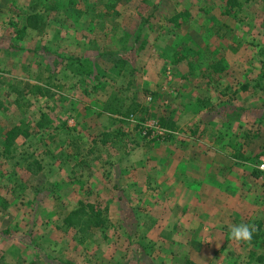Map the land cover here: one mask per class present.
<instances>
[{
	"label": "crops",
	"instance_id": "0c3cea01",
	"mask_svg": "<svg viewBox=\"0 0 264 264\" xmlns=\"http://www.w3.org/2000/svg\"><path fill=\"white\" fill-rule=\"evenodd\" d=\"M98 1L109 2L0 0L1 68L8 63L6 52L22 49L29 57L43 61L42 75L49 68H52L51 71L56 69L58 73L54 74L60 76L65 86L74 84L76 97H87L88 90L87 94L92 95L98 84L110 83L111 78L116 79L123 74L124 71L120 70L123 64L129 68L133 63L136 67V71L126 70L127 76L132 79L126 83H131L135 79L148 81V76H145L147 69L159 68L166 63V68H172L173 74L171 70L164 73L165 86L177 81L180 88L177 86L171 92L172 104L161 109L162 115L173 123L170 128L163 129L161 135L164 133L163 136L169 138L173 135L171 132H176L171 136L174 140H171L170 146L167 139L161 140L159 155L155 156L140 153V147H146V141L138 140L135 147L139 150L133 153L100 157L97 147L108 143L111 135L106 131H109V126L115 123L111 131L119 129L115 128L118 125L116 120L109 122L110 117L118 118L131 112L122 110L120 105L111 107L109 101L104 102L107 96L93 98L94 101L97 99L98 106L94 103L81 106L77 104V98H72L75 97L73 94H68V91L61 94L62 106L59 110L65 118L57 129L54 128L57 133L48 147L51 154L44 160L45 164L34 158L37 170L33 165L25 169L32 158L24 164L23 170L26 175L34 176L43 170L41 167L46 169V179L51 181L55 194L65 205L63 215L76 208L79 200L87 201L107 212L108 222L125 228L126 234L117 239L120 251L114 254L100 255L81 248L69 258L63 251L65 243L58 251L36 250L29 246L28 252L23 254L24 257L17 258L16 264H245L248 260L251 264H260L264 261V221L254 222L256 232L251 243H237L229 235L231 226L245 223L236 214L229 198L233 197L237 186L248 178L243 166L231 174L228 167L229 160L239 163L231 153L233 148L243 144L236 141L233 146L234 142L221 139H227L233 120L227 117L224 120L227 116L224 108L206 107L211 95L208 84L215 79L221 83L219 77H222L226 65L223 63L225 68L214 72L209 68V62L203 71H194L196 64L192 66L189 58L182 54L185 46L164 40L161 34L166 33L162 30H153L142 21L135 28L113 25L121 18L125 21L131 15L142 13L141 9L115 13L109 10L108 5L105 11L99 13L95 10ZM75 2L88 5H80V8L68 6L75 5ZM114 2L116 0H112L111 4ZM51 11L59 16L51 15ZM146 16L143 14L142 18L146 19ZM51 19H57L56 23L50 22ZM66 20L74 27H69ZM256 30L259 36L264 34L263 28ZM171 33L174 38L176 32L172 30ZM157 36L165 42L162 43ZM193 43L192 46L198 50L208 47L195 36ZM179 62H185L188 68L182 75L176 74L178 70L173 67ZM185 85H188L189 100L183 97ZM245 88V84L239 86L240 90ZM7 92L18 95L13 88ZM175 94L177 99L174 101ZM187 100L190 105H185ZM69 102L75 103L68 106ZM190 106L192 110L187 111ZM232 109L235 115L238 112L240 115L242 111L240 108ZM186 115V122L176 121L175 117L184 118ZM239 125L235 130L240 129ZM126 126L129 130L136 131L138 128L133 124ZM226 149H231L229 157ZM227 180L232 183L230 191ZM135 212H148L152 216ZM62 216L55 222L57 226H65ZM0 219L3 223L1 227H6L7 222ZM81 242L77 240L79 245Z\"/></svg>",
	"mask_w": 264,
	"mask_h": 264
},
{
	"label": "rangeland",
	"instance_id": "374dc122",
	"mask_svg": "<svg viewBox=\"0 0 264 264\" xmlns=\"http://www.w3.org/2000/svg\"><path fill=\"white\" fill-rule=\"evenodd\" d=\"M232 2L235 4L231 5ZM111 3L112 0L108 3L98 1V4L95 3V6L97 5L95 10L101 13L108 5L109 10L115 13H124L128 9L133 11L141 9L142 13L131 15L130 19L125 21L121 18L113 25L135 28L142 21L149 28H154L153 30L156 28L162 30L166 33L161 34L164 40L172 41L174 45L178 43L185 46L186 49L182 54L189 58L192 66L196 64L194 71H203L206 64L217 59L226 65L222 77H219L221 83L216 82L215 77L211 76L215 80L208 84L211 95L206 107L224 108L227 113L224 120L225 117L228 120L231 118L233 128L228 131L227 139L225 137L221 139L234 142L233 146L236 145V141L243 144L233 148L231 153L236 156L239 163H232L229 160L228 167L231 174L236 172L239 166H243L245 177L249 180L242 181V184L237 182L239 185L233 197L229 198L231 205L234 204L237 212L235 213L240 215L239 218L245 223L263 222L264 169L260 166L264 165V89L262 88L264 87V55L262 54L264 34L259 36L255 31L256 28L264 29V0H116ZM80 5L88 4L75 2V5L68 6L80 8ZM50 14L59 16L54 11ZM143 14L147 15L146 19L142 18ZM56 20L51 19L50 22L56 23ZM69 25L74 27L70 22ZM172 30L176 32L174 38ZM194 36L208 47L205 50L194 48L192 46ZM163 39L159 38L162 43L165 42ZM6 53L8 63L5 68H1L0 65V217L7 222V225L1 227L3 223L0 219V264H16L17 258L24 257L23 254L28 252L29 246L36 250L58 251L65 243L66 248H63V251L67 252L69 258L81 248L100 255L119 252L117 239L126 234L125 228L110 224L106 218L107 212L101 210L106 224L91 229L84 237H80L71 227L57 226L55 222H58L65 212V205L61 202L60 196L55 194L51 181L46 179V169L41 167L43 170L38 174L28 176L23 166L31 158H37L42 163L49 158L51 152L48 147L51 146V139L57 133L54 128L57 129L61 120L65 118L59 110L62 106L61 94H65V91L73 94L75 97L70 96L77 98L76 100H79L77 104L81 106L96 104L97 99L94 101L93 98L103 95V97L107 96L104 102L109 101L111 107L120 105L122 110L127 109L131 112L130 115L127 112L123 113L118 118L110 117L109 122L116 120L118 125L115 128L119 129L111 131L110 128H113L111 126L115 123L109 126V131H106L111 135L108 143L97 147L100 157L124 152L133 153L139 150L135 147L138 145V140L146 141V147L138 146L141 149L140 153L147 156L159 155L158 144L161 140L167 139L170 146L171 140H174L171 136L176 133L171 132L173 135L170 134L171 136L167 138L168 136H163L164 133L161 135L163 129L156 126V119L159 116L169 119L166 115H162L164 113H161L163 112L161 109L172 104L171 92L176 90L177 86L180 88L177 81L167 86L164 84L166 77L164 73L171 70L170 73L173 74L172 68H166V63H163L159 68L147 69L148 74L145 76H148V81L135 79L131 83H126L127 80H132L127 76L126 70L136 71V67L133 63L129 68L123 64L120 70L124 72L119 77L116 79L110 77L113 79L110 83L98 84L92 95L87 94L88 90L87 97L79 95L76 97L77 94L74 92L77 90L73 87L74 84L65 86L66 83H63L60 76L54 74L58 73L56 69L51 71L52 68H49L46 74H41L42 60L29 57V54L27 55L22 49ZM12 54L16 55L12 56ZM180 63L173 66L178 70L176 73L178 75L188 70L185 62ZM147 71L144 68V72ZM241 84L246 85L244 90L239 89ZM207 87L204 86L205 89ZM12 88L17 90V96L7 92ZM187 89L188 85H185L184 100L188 99ZM81 93H83L82 89ZM81 98L85 99L80 100ZM175 99H177L176 94L174 101ZM188 100L185 101V105H190ZM74 103L69 102L68 106H73ZM103 104L102 102L101 106ZM232 108H240L242 110L240 115L239 112L235 115ZM191 110L192 106L187 109V111ZM185 117L188 115L184 118L181 116L175 118L177 122L184 123ZM132 124L138 126L136 131L129 130L126 126ZM237 125L240 126L239 130H235ZM50 126L54 127L50 128ZM13 127L18 128V133L7 141V147L3 150L1 142L4 134ZM216 137L218 138L217 135ZM226 151L228 155L231 149ZM149 160L153 161L151 158ZM227 183L230 191L231 180H227ZM135 213L152 216L148 212ZM77 240L82 241L80 244L82 247ZM245 264H251L250 260ZM260 264H264V261Z\"/></svg>",
	"mask_w": 264,
	"mask_h": 264
},
{
	"label": "trees",
	"instance_id": "16d2710c",
	"mask_svg": "<svg viewBox=\"0 0 264 264\" xmlns=\"http://www.w3.org/2000/svg\"><path fill=\"white\" fill-rule=\"evenodd\" d=\"M235 3L232 2L231 5H234ZM229 11V10H228ZM227 12V11H226ZM264 55V52L262 53ZM209 68L214 72H219L225 68L221 60H213ZM264 89V87H262ZM171 120L165 118V117H158L156 119V126L159 129H166L170 128L172 126ZM18 128L13 127L7 130L3 137V150L7 147V141L9 139L14 138V136L18 133ZM31 165H33L35 168L34 170L38 169V165L35 162L34 158L27 163L25 166V169H30ZM62 223L66 227H71L75 229V231L79 234L80 237H84L87 232H89L91 229H96L98 227H102L106 224V220L102 215V211L96 207H94L92 204L84 203L82 201H78L77 207L69 210L61 219ZM255 233L253 234V236ZM191 264V263H187Z\"/></svg>",
	"mask_w": 264,
	"mask_h": 264
},
{
	"label": "clouds",
	"instance_id": "9594fccd",
	"mask_svg": "<svg viewBox=\"0 0 264 264\" xmlns=\"http://www.w3.org/2000/svg\"><path fill=\"white\" fill-rule=\"evenodd\" d=\"M264 169V165H261ZM256 232L254 224L240 223L230 227V239L237 243H251L253 234Z\"/></svg>",
	"mask_w": 264,
	"mask_h": 264
},
{
	"label": "built area",
	"instance_id": "2783aa9c",
	"mask_svg": "<svg viewBox=\"0 0 264 264\" xmlns=\"http://www.w3.org/2000/svg\"><path fill=\"white\" fill-rule=\"evenodd\" d=\"M261 167V166H260Z\"/></svg>",
	"mask_w": 264,
	"mask_h": 264
}]
</instances>
